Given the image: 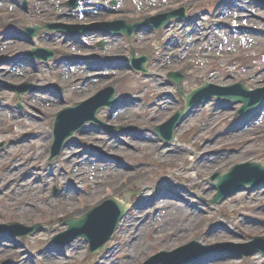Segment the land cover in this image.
<instances>
[{
	"label": "rangeland",
	"instance_id": "rangeland-1",
	"mask_svg": "<svg viewBox=\"0 0 264 264\" xmlns=\"http://www.w3.org/2000/svg\"><path fill=\"white\" fill-rule=\"evenodd\" d=\"M65 1L15 0L17 6L0 0V226L19 223L23 226L15 228L19 230L34 224L44 226L34 238H20L25 245L19 247L14 243L21 241L0 233V264H78L76 261L86 257L92 264L95 259L94 264H143L158 251L171 253L192 240L206 248L245 245L264 236V188L238 193L218 206L209 203L216 195L211 177L245 161L264 163V112L255 118L254 112L249 114L244 124L224 112L229 104L214 101L189 117L176 131L174 143L163 148L142 141L154 137V129L183 108L174 87L165 79L169 71L185 74L188 91L206 80L218 86L243 80L254 88H264V59L258 63L250 57L251 52L259 53L262 45L242 41L241 46L239 32L228 33L230 42L224 33H217L222 46L213 49L218 51L197 57V47L203 48L212 34V26H207L234 22L237 15L241 20L243 0H120L116 6L112 0H86V6L95 8L86 14L69 12ZM257 4H253L261 10L257 16L264 20V6ZM182 7L194 18L191 26L186 23L173 25L168 31L146 30L131 40L92 31L83 34L77 46L63 34L42 31L34 40L35 46L55 50L62 61L38 63L20 57L33 47L18 39L26 26L56 24L71 30L75 25L93 26L116 18L136 21ZM247 36L254 38L250 33ZM182 44L190 48L187 55L179 49ZM132 50L152 58L149 78L128 70L126 60ZM224 59L231 64V73L220 71L216 62ZM215 76L223 82L211 79ZM26 86L30 90L33 86L32 91L18 101V87ZM110 88L121 101L99 113L104 127L86 126L69 140L59 159L50 161L55 116L65 107ZM134 127L139 128L132 133L129 129ZM118 128H124V135ZM222 129H228L230 135L219 137ZM169 175L173 183L164 186L161 179ZM56 189L59 194L55 196ZM130 192L139 197L137 203L136 196L131 198L137 208L128 213L122 222L123 232L119 230L104 250L91 254L90 243L82 238L61 248L66 255L59 256L56 250L60 246L53 247L52 240L67 231L61 225L65 220L84 216L111 196L122 201ZM166 210L176 212L174 219L160 217V224L146 225L149 213L156 222L158 213ZM136 218L144 219L138 224L140 242H129L126 235L135 230ZM227 254L228 249L216 248L193 264L242 263L232 258L221 261ZM255 259L264 264V255ZM250 261L246 259V264Z\"/></svg>",
	"mask_w": 264,
	"mask_h": 264
},
{
	"label": "water",
	"instance_id": "water-1",
	"mask_svg": "<svg viewBox=\"0 0 264 264\" xmlns=\"http://www.w3.org/2000/svg\"><path fill=\"white\" fill-rule=\"evenodd\" d=\"M198 95V92H194L192 93L189 97H187V101H188V105H191L193 99ZM262 169V167L259 165H255V164H247L246 166H240V167H236L234 169H232L228 174L226 175H220V174H217L216 175V179L219 181V185L217 186V188H219L220 190L224 187V185L226 186H230L229 183L235 178V176L242 170V169ZM247 182H241V185H246ZM229 190H231V188H229ZM235 190H232L230 192L231 193H234ZM227 192L223 193V192H220V194L217 196V199H224L225 198V195H226ZM122 208V207H121ZM124 209V208H123ZM123 209H120L119 212H118V216L112 221V227L109 229V232L107 234V239L112 235V233L114 232V230L117 228L118 226V223L119 221L121 220V218L123 217L124 215V210ZM85 221V219H79V220H74V221H70L68 224L71 228H78L77 226L79 224H82L83 222Z\"/></svg>",
	"mask_w": 264,
	"mask_h": 264
},
{
	"label": "bare ground",
	"instance_id": "bare-ground-1",
	"mask_svg": "<svg viewBox=\"0 0 264 264\" xmlns=\"http://www.w3.org/2000/svg\"><path fill=\"white\" fill-rule=\"evenodd\" d=\"M257 185L258 186H260L261 184L258 182L257 183ZM118 216V213H117V210H114V209H111L110 210V214L107 216V221H112V220H114L116 217ZM165 216L166 217H168V218H171V219H174V214H173V211L172 212H166L165 213ZM124 219H125V217H124ZM124 219H123V221H124ZM107 221H105V222H107ZM103 223L104 222H98V221H92L91 222V225H92V228H89L88 230H87V234L90 236H95L96 237V235H97V238H98V243H101V239L105 236V234H106V228L107 227H109V223H105L104 224V226H103ZM94 229L97 231V234H95L94 233ZM121 232H123V230H121L120 231V234H121ZM161 233H163L162 231H161ZM130 236H132L131 234H130ZM135 240L137 241V242H140V238L139 237H136L135 238ZM54 247H57L56 245H54ZM172 249H174V248H172ZM56 252H57V250H56ZM60 253V252H59ZM62 254V253H61ZM61 254H59V256H62Z\"/></svg>",
	"mask_w": 264,
	"mask_h": 264
}]
</instances>
